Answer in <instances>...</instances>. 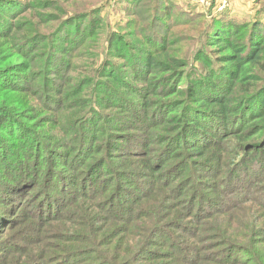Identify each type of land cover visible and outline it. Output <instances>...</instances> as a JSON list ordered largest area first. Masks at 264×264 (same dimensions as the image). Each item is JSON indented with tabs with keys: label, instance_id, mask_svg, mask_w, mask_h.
Instances as JSON below:
<instances>
[{
	"label": "rangeland",
	"instance_id": "1",
	"mask_svg": "<svg viewBox=\"0 0 264 264\" xmlns=\"http://www.w3.org/2000/svg\"><path fill=\"white\" fill-rule=\"evenodd\" d=\"M129 1L0 0L4 4L15 3L19 9L11 18L10 23L16 26L13 30L17 38L13 41L14 44L24 48L22 50L17 48L13 53L18 55H15L2 67L21 64L23 69L19 68V71L14 72V76L19 78L24 86H32V89H26L28 91L23 95L16 94L8 97L12 98L11 101L18 109H30L27 112L23 111L29 119L19 118L22 123L29 124L37 117L34 122L38 127L45 129L40 130L43 134H50V136H54V139L63 141V144L58 147L55 141L43 138L44 143L40 145L42 153L39 155L41 158L39 167L41 183L35 187L32 185L23 186L19 190V192L23 191L18 200L19 204L15 203L14 199L6 202L9 205L14 202L18 206L10 208L13 210L6 216L9 221H0V230L3 229L0 232V240L3 241L5 237L9 242L20 247V250L16 252L15 264H18L19 260L24 264H32V259L22 257L30 249L37 256H43L42 248L51 251L50 257L53 256L47 260L44 259L42 262L45 264H54L61 260L64 262L68 252L79 248L91 250L96 254L92 257H84V261L79 258L76 264H118L120 261H123L122 264H126L130 261L127 253L134 251L135 258H138L136 264H189V262L219 264L213 260L212 255L222 248L217 247L221 238L200 240L197 242L198 249L182 252L184 258H180L181 254L173 248L172 237L177 236L176 240L182 245H186L192 240L196 241L198 237L211 236L222 227L227 229L228 234L233 232L232 236L238 250H260V254L252 256V261H255L264 253L263 209L255 204L246 205L248 207L236 210L230 217L220 216L222 221L213 217L201 223L196 222L200 214L205 217L211 211L210 203L205 200L222 199L223 196L219 194L220 187L235 180L230 178L231 175L221 173L218 168L221 167L227 172L233 162L232 148L237 141L230 139L232 142L224 141L223 144L222 141L218 145L223 149V153L216 155L219 158L214 163L217 165L218 162L217 171H200L204 170L205 166L202 164L204 162L199 157L191 159L192 156H189L191 161H188V168L183 169L181 168L182 156L168 154L170 152L168 150L173 145L168 148L167 143V137H173L174 128L180 124V122L169 123V121L175 116L174 114L178 113L170 115L165 113L164 118L157 115L156 125L152 128L147 121L151 114L156 112V109H151V106L164 100L162 94L170 91L171 85L166 88L159 87V78L166 74L162 70H149L148 65L141 57L143 54L141 53L143 52L141 50L142 43L148 40L146 35L151 39L150 41L156 42L154 34L148 32L147 29L152 20L148 5L153 3V0H141L143 3L138 6L137 3L131 5ZM171 1L173 4L170 3L167 7L166 3L164 4L167 19L163 24L164 27L162 29L158 27L157 31H161L162 37H168L169 45L166 47L169 51L168 56L182 59L185 64L188 62L190 66L199 64L194 58L198 50H205V52L200 51L197 58H205L211 51L217 50L214 41L210 45L204 43L203 38L206 35L204 18L226 12L232 18L251 21L255 13V9H252L251 6L256 3L257 9L264 8V0H225L226 3H223L224 0ZM189 12L193 13L189 14ZM198 15H203L204 18ZM171 19L176 22H172ZM158 36L160 38V35ZM28 39L30 43L26 45L25 41ZM125 52L133 54V58L126 57ZM218 56L217 54L210 55L206 63ZM49 59L60 62V70L55 69V73L48 74L45 63ZM159 60L162 58L160 57ZM28 66L30 68L26 69ZM102 68L105 70L100 72L99 69ZM255 72H259V68H256ZM112 75L117 76L114 82L111 77H108ZM248 78L251 77L248 76ZM248 82L251 84L252 81ZM108 83L112 87L114 86L115 90L103 95V90L107 89ZM184 85V82H175V87L179 88ZM42 86H48L47 90L45 91ZM44 95L54 99L48 101L39 97ZM120 95L127 102H131L130 108L122 103L113 105L110 102L119 100ZM101 96L111 100L100 103ZM58 101H62V103L57 105ZM146 105H150V107H146ZM92 110L95 112L98 110L101 116L117 114L120 119L113 124L118 129L109 127V123H107L105 128L107 133L104 134V131V135L97 134L95 136V140L97 139L93 145L95 151L87 153L90 159L87 163L85 161V165L82 163L77 172L73 170L72 165H64L60 162L61 159L57 158L61 154L68 153L65 145L68 146L66 136L70 126L75 122H80ZM131 114L138 115L141 122L134 120ZM165 119L168 121H164ZM101 124L103 123L100 121L98 126ZM252 124L251 130H259L262 125L258 122ZM82 125H79V129L75 131L82 132ZM112 130H118L117 134L136 133L142 136V139L137 141L139 147L125 145L123 149L126 153L124 155H119L120 151H117L113 153L114 155L106 157L105 160L104 156L109 154L112 147L109 145L114 142V138L106 135L115 132ZM0 135L1 137L6 136L3 130H0ZM111 139L112 141H110ZM254 140H257L256 137L238 139L241 143L246 141L242 145L244 146L242 151L250 150L248 144ZM142 141L144 144L141 143ZM118 143L120 146L125 144ZM215 149L216 147L212 146L208 151L215 152ZM47 150H50L49 156ZM185 150L186 148H183L181 151ZM72 154L68 156L70 157ZM134 154H138V156ZM107 161L109 164L103 167L104 170L97 167L100 171L95 172V168L93 171L89 168L100 166L102 162ZM49 163H51L54 172L74 176L75 183H79V186L68 182L67 187L47 191L49 196H46L41 185L46 183ZM150 165L153 166V170ZM245 168L247 174H242L243 169L240 172V177L245 180H257L264 174L263 168L253 164L246 165ZM107 170L112 172V176L118 172L121 177L124 176V180L119 181L117 186L108 187L112 177ZM231 170L233 173L236 172L234 167ZM92 174L95 181L83 190L84 194L91 198L83 197L80 201L81 206L78 203L68 215H61L62 205L70 203V200L66 201L67 197H72L75 190H79L77 187H81L82 183L88 180ZM243 180H238L236 185L243 184ZM256 185L263 187L264 181L258 182ZM243 186L248 187L249 185L245 183ZM91 187H93V193H89ZM46 201L59 203L57 205L59 211L53 214L58 219L46 220L48 219L46 216L38 214L39 207L43 206ZM108 201L110 202L108 203ZM88 204H91L90 210ZM194 204L199 207L197 215L185 214L186 209L192 208ZM108 205L111 206L112 216L111 213L105 212ZM123 207L132 209L133 217L128 213L122 214L120 209ZM90 211L94 213L90 216L93 219L91 222H86L81 216L88 215ZM107 211H109V207ZM116 215L123 216V224L114 221ZM183 215L182 221L191 231L189 233H185L184 230H181L184 228L174 224L175 220ZM137 216L140 220L138 223ZM74 217L82 219V223L77 218L74 220ZM11 223L14 225L9 228ZM158 226L167 227L168 232L166 234L159 232ZM152 227L156 228L152 230ZM121 228L122 231H120ZM193 230H195L194 233H192ZM77 231H79L82 240L79 245L74 246L64 242L74 238L70 234ZM157 232L159 234H156ZM45 234L48 237L44 241ZM168 235L169 237H167ZM244 252H235L233 255L239 260H243L239 262L241 264L249 262L244 260L249 258ZM89 258L96 259V261L89 260ZM103 258L105 263L102 261Z\"/></svg>",
	"mask_w": 264,
	"mask_h": 264
},
{
	"label": "trees",
	"instance_id": "2",
	"mask_svg": "<svg viewBox=\"0 0 264 264\" xmlns=\"http://www.w3.org/2000/svg\"><path fill=\"white\" fill-rule=\"evenodd\" d=\"M129 2H131V5L137 3V6L143 3L141 0H130ZM170 3L173 4V1L153 0V3L148 5L150 6L149 15L152 16V20L147 26V29L148 32L154 34L156 42L150 41L151 39L146 35L148 40L145 43H142L141 47L143 48L141 50H143V52L141 53L143 54L141 57H143L144 63L148 65L149 70H162L166 74L159 78L160 80L158 81V84L159 87L165 88L171 85V90L162 94L164 100L158 101L151 106V109L155 108L156 112H153L147 121H149L150 127L152 128L156 125L155 120L157 115L164 118L165 113L168 115L178 113L174 114L175 116L169 121V123L180 122V124L174 128L175 134H173V137H167L168 148L170 145H173L168 150L170 152H167L171 156L176 154L182 156L183 164L181 168L183 169L188 168V161H191L189 156H192L191 159L199 157V159L204 162L202 163L205 166L203 168L204 170L200 171H217L218 162L217 165H214V163L219 158L216 155L223 153V149L219 148L218 145L221 144L222 141L223 144L224 141L232 142L230 139L237 141L232 148V151L234 152V155L232 154L233 162L227 172L221 167L218 168L221 173L231 175L230 178L235 180H231L228 185L226 184V186L222 185L220 187L219 194L223 196L222 199L208 198L209 200H205L210 203L211 211L205 217L201 216L199 212L200 215L196 221L197 223L204 222L213 217L218 221H222V217L219 218L220 216L230 217L234 215L236 210L254 204L264 210V186L259 187V184L256 185V183L264 181V174L257 180H245V178L240 177L241 169H243L242 174H247V170H245L246 165L253 164L256 167L264 169V8L261 10H259L260 8L257 9L258 7L255 8V13L252 16L251 21H248L247 19L240 20L232 18L226 12L220 13L216 16L210 15L206 18H204L203 15H198L205 19L204 29L206 35L203 38L204 43L210 45V43L214 41L217 50L214 52L211 51V53L205 58H197L200 51L205 52V50H198L194 58L199 64L190 66L188 62L185 64L182 59L175 57L171 58L168 56L169 51L168 48L166 49L167 45H169L167 40L168 37H162L161 31H157L158 27H161V29L164 27L163 24L167 19L165 6L167 7ZM18 11L19 9L15 3L10 5L0 2V130H3L6 134L4 137H1L0 135V221H9L6 216L12 212L13 209L10 208L18 206L15 205L14 202L19 204L18 200L23 194V191L19 192V190L23 186L32 185L35 187L41 183V180H39L41 178L39 172L41 158L39 155L42 153L40 145H43V140L48 139L49 141H55V143L58 144V147L63 144L61 139L56 140L54 139V136H50V134L45 135L40 131L45 129L38 127L35 124L34 120L37 119V117H35L34 120H31L32 122L29 124L22 123L19 118L29 119L24 112H27L30 109H18L11 101L12 98L8 97L9 95L16 94L23 95V93L28 91L26 89H32V86H24L23 82L19 81V78L17 79L16 76H14V72H17L19 71V68H22L21 64H14L5 68L2 67V65H5L13 59L15 55H18L13 53L17 48L21 50L24 49L23 47H17L18 45L16 46L13 42L14 40H17L13 32L16 26L15 24H11L10 20ZM192 13L193 12H189V14ZM171 21L174 23L176 22V20L173 21V19H171ZM158 35H160V38ZM25 42H27L26 45H29L30 43L29 39ZM128 52H130V50H128ZM214 54L219 56L206 63L209 56ZM125 56L133 58L134 55L126 53ZM160 57L162 60H159ZM60 66L61 63L57 62L55 59H49L45 63V69L48 74L60 70ZM28 68H30V66L26 69ZM256 68H259V72H255ZM103 69L104 68L99 69V71L101 72ZM248 76L251 78H248ZM103 77H105V75H103ZM108 77H111L113 82L117 79V76L115 75ZM176 81L177 83L184 82L185 85L179 88L178 86L175 87ZM248 81H252L251 84H248ZM42 87L46 91V87L48 86ZM111 90H115V87H112V85L108 83L107 89L103 90V95L111 93ZM39 97L48 101L54 99L47 97L46 95ZM110 100L111 99H106L104 96H101L100 103H105ZM110 102L113 105L122 103V105H127L129 108L131 103L122 98L121 95L119 100H111ZM58 103H62V101L56 102L57 105ZM146 107H150V105H146ZM93 112L94 115H92ZM131 116L134 117V120L141 122L138 115L134 116L131 114ZM119 119L120 118L117 114L101 116L98 110L96 112L92 110L81 119L80 122H75L70 126L71 128L68 130V135L66 136L68 146L65 145L69 154H61L57 159H61L60 162L64 165H72L73 170L78 172V167L82 163L85 165V161L87 163L90 159V157L87 156V153H92L93 150L95 151L93 146L97 140H95V136L97 134L104 135L107 133V130H105L107 123H109V127L118 129L113 123H116V121L118 122ZM100 121L103 124L98 126ZM164 121L168 120L165 119ZM253 122L262 123L259 130H251ZM81 124H83L81 127L82 132H76L75 130L79 129V125ZM76 126L78 127L75 128ZM112 131L115 132H110L106 135L110 138H114V142L112 145L110 143L109 146L112 147L109 154L104 156L105 160L106 157L114 155L113 153H116L117 151H120L119 155H124V153H126L123 149L125 145L130 144L132 147H139L137 146V141L142 139V136H139L136 133L117 134L116 131L118 130ZM247 137H256L257 140L248 144L250 150L242 151L244 149V146L242 145L246 141L241 143L238 139L243 140L247 139ZM110 141H112V139ZM118 142H123L125 144L120 146V143ZM141 143L144 144L143 141ZM212 146L216 147L215 152L208 151ZM183 148H186L184 152L181 151ZM51 149L54 150V148ZM71 153L73 154L69 157L68 155H71ZM47 154L48 156L50 155V150H47ZM134 155L138 156V154ZM57 159L55 160L56 162ZM108 164L109 161L102 162V165L100 166H92L89 168L92 169V171L95 168V172H98ZM97 167L100 170H98ZM150 167L151 170H153V166L150 165ZM231 167H234L236 172L233 173ZM47 168L48 172L46 173V176L48 177L46 183L44 182L41 185L42 191H45L44 193H46V196H49L47 191L54 188L67 187L68 182L79 186V183H75L74 176H67L60 172H54L51 163L48 164ZM109 173L112 180L108 187L113 185L117 186L119 181L124 180V176L121 177L118 172L114 173L115 176H112L111 171H109ZM93 176L94 175L92 174L88 180H85L81 187H77L79 190H75L74 194H76H73L74 198L73 196L67 197L66 201L70 200V203L62 205L63 212L61 215H68L70 211H73L76 204H81L80 201L83 197L91 198V196L84 194L83 190L87 189L88 185H91V183L95 181ZM240 178L244 179L243 184L247 183L249 186L242 187L243 184L236 185L238 180L241 181ZM92 188L93 187L90 188L91 191L89 193H93ZM10 199L15 200L14 202H11L12 205L6 203ZM109 202L110 201H108V203ZM58 204V202L46 201L43 206L39 207L38 214L46 216L48 218L46 220L58 219L53 215L55 212L59 211ZM108 207L109 211H107ZM108 207L105 209V212L111 213L112 216L113 213L110 211L111 206L108 205ZM88 208L89 210L91 209V204H88ZM198 210L199 207L194 204L192 208L186 209L185 214H192V216L195 214L197 215ZM120 212L124 215L128 213L133 217V210L129 207H123L120 209ZM93 214L94 213L90 211L88 215L81 217L86 222H91L93 218H90V216ZM76 218L79 219V217H74L73 219L75 220ZM183 218L184 215L178 217L174 224L179 225L180 228H184L181 230H184L185 233H189L191 231H189V228L183 223ZM136 219L138 223L140 221L138 216ZM79 220L82 223V219ZM114 221H119L123 224L124 218L121 215H116L114 216ZM13 225L14 224L11 223L9 228L13 227ZM124 228L126 229V226H124ZM155 228L156 227H152V230ZM158 228H160L159 232H163L164 234L168 232L167 227L158 226ZM2 231L3 229L0 230V232ZM120 231H122V228ZM226 231L227 229L220 227L217 233L204 238L198 237L196 241L192 240L186 245H182L181 242L176 240L177 236H173L172 245L173 248L181 254L180 258H184L182 252L188 250L195 251L198 249L197 242L200 240L207 241L208 239L217 240L221 238V242L217 244V247L222 248L212 255L213 260H216L219 264H241L239 262H242L243 260L234 257L233 255L235 252L245 251V255L249 256V258L244 259L249 262L243 264H249L252 261V256L260 254V250L256 249L238 250L235 245V239L232 236L233 232H229L228 234ZM159 232L156 234H159ZM194 232L195 230L192 231V233ZM70 236H73L74 238L64 241L65 243H70L74 246L81 243L82 240L79 231L70 234ZM47 237L48 235L45 234L44 241ZM167 237H169V235ZM194 238L195 236L193 239ZM31 242L33 241L31 240ZM48 245L50 244L48 243ZM18 250H20V247L17 244L9 242V240L4 237L3 241L0 242V264H15V257L17 256L16 252ZM32 251L33 250L30 249V251L22 257H29L30 260L32 259V264H45L42 262L44 259L47 260V258L53 257H50V254L52 253L51 251H47L43 248V256H37ZM94 254H96V252L79 248L78 250L68 252L65 256L64 262L61 260L57 263L54 262V264H76L79 258L81 261H84V257H92ZM127 255L129 256L130 261L126 264H136L138 258H135V251L128 252ZM138 257L140 256L138 255ZM193 258L195 259L194 256ZM39 260L41 261L36 262ZM89 260L96 261V259L91 258H89ZM102 261L105 263L104 258ZM122 263L123 261H120L118 264ZM195 263L196 262H189V264ZM18 264H24V262L19 260ZM250 264H264V253Z\"/></svg>",
	"mask_w": 264,
	"mask_h": 264
},
{
	"label": "crops",
	"instance_id": "3",
	"mask_svg": "<svg viewBox=\"0 0 264 264\" xmlns=\"http://www.w3.org/2000/svg\"><path fill=\"white\" fill-rule=\"evenodd\" d=\"M258 6H257V4L255 3V5L253 4L252 6H251V8L253 9H255V8H257Z\"/></svg>",
	"mask_w": 264,
	"mask_h": 264
},
{
	"label": "built area",
	"instance_id": "4",
	"mask_svg": "<svg viewBox=\"0 0 264 264\" xmlns=\"http://www.w3.org/2000/svg\"><path fill=\"white\" fill-rule=\"evenodd\" d=\"M223 3H226V1L224 0Z\"/></svg>",
	"mask_w": 264,
	"mask_h": 264
}]
</instances>
